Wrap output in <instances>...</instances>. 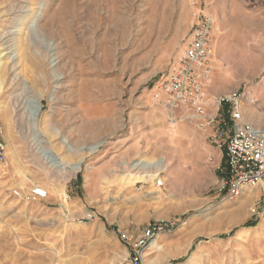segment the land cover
<instances>
[{
  "label": "rangeland",
  "instance_id": "obj_1",
  "mask_svg": "<svg viewBox=\"0 0 264 264\" xmlns=\"http://www.w3.org/2000/svg\"><path fill=\"white\" fill-rule=\"evenodd\" d=\"M13 9L30 22L24 42L14 39L17 59L0 60V264H264L263 188L227 200L226 158L201 161L202 129L226 118L230 132L232 102L168 108L162 90L196 14L208 13L205 91L210 101L236 95L264 129V0H0V36L14 28ZM206 114L217 123L202 127ZM140 159L151 167L134 170ZM34 186L47 197L29 198Z\"/></svg>",
  "mask_w": 264,
  "mask_h": 264
},
{
  "label": "built area",
  "instance_id": "obj_2",
  "mask_svg": "<svg viewBox=\"0 0 264 264\" xmlns=\"http://www.w3.org/2000/svg\"><path fill=\"white\" fill-rule=\"evenodd\" d=\"M196 15L184 54L164 79L162 90L168 94L165 101L168 108H173L176 103L190 104L197 112L205 113V103L210 96L207 95L203 83L208 81L213 70L210 62L213 52L211 36L214 20L205 12ZM211 101L215 106L232 102L230 132L227 133L224 127L227 125L226 118L220 119L217 123L215 116L206 114L204 122H201L202 127L206 124L212 125L214 122L218 126L212 138L226 158L228 171V178L224 179L222 187L228 190L223 198L236 200L244 194L246 189L257 186L264 190V129L257 128L252 123L243 120L244 116L236 95H216L211 98ZM6 157L7 145L3 139H0V165L6 161ZM163 184V181H158L159 186ZM14 193L20 195L17 190ZM47 195L45 188L34 186L27 196L42 199ZM162 229L160 227V230Z\"/></svg>",
  "mask_w": 264,
  "mask_h": 264
},
{
  "label": "bare ground",
  "instance_id": "obj_3",
  "mask_svg": "<svg viewBox=\"0 0 264 264\" xmlns=\"http://www.w3.org/2000/svg\"><path fill=\"white\" fill-rule=\"evenodd\" d=\"M12 12L10 13L11 15V18H12V21L16 20L13 24H14V28L11 27L10 29H7V31L5 32V34H3L4 36H0V39L3 40V42H1V46L3 45L4 47V51L6 50V52L2 53L0 52V60L2 61L4 58V61L2 63H6L7 61H15L17 59V56H18V53H19V50L17 48V50L15 49L16 46L20 44V47H21V43H17L16 46L14 44V39H21V30L23 28H21V25H27L29 24V18L27 17L28 14H26V11H21L19 9H13L11 10ZM30 11V10H28ZM8 15V14H7ZM9 15V16H10ZM12 23V22H11ZM38 25L35 23L32 27H31V30L34 32L38 27ZM18 40L19 42H24L22 40ZM23 45V44H22ZM25 45V44H24ZM26 47V46H25ZM2 50V49H1ZM22 51H24V49H22ZM21 53V51H20ZM29 53V52H28ZM31 54V53H30ZM21 55V54H20ZM19 55V56H20ZM25 55V53H24ZM29 55V54H28ZM52 57H53V62L54 64H56V57H55V54L53 53L52 54ZM21 58V57H20ZM19 59V58H18ZM18 62V61H17ZM51 63V62H50ZM11 65V64H10ZM13 65V64H12ZM15 65H13L12 67H14ZM11 67V68H12ZM19 69V68H18ZM15 75V74H14ZM62 75V74H61ZM17 76V75H16ZM21 76V75H20ZM19 76V77H20ZM16 79V78H14ZM17 80V79H16ZM17 82V81H16ZM14 84V83H13ZM16 85V84H15ZM24 86L26 88H29V86H27L26 82H24ZM23 86V87H24ZM25 88V89H26ZM22 107V106H21ZM27 107L29 109V117L32 121L36 122L37 120V117L39 115V111H40V107H41V102L39 99L37 98H32V99H29L28 102H27ZM22 109V108H21ZM21 114V113H20ZM30 120V121H31ZM245 121V119H243ZM29 121V122H30ZM35 128V126H34ZM36 129V128H35ZM35 131V130H34ZM41 133L38 131V133H35V138L38 140V142H42V139H41ZM68 142V139H64V143H67ZM101 142L98 143V144H95L93 145L92 147H90V150L91 151H95L99 148ZM69 145V144H68ZM40 148V147H39ZM69 148H71L69 146ZM42 150V149H41ZM71 150V149H70ZM41 152H43L45 158L47 159V161L53 165H55L56 167H59L61 169H64V170H68V165H66V163L62 162L56 154H54L51 150H48V149H43ZM164 163V162H163ZM131 167L134 169V170H137L139 168H150L151 165L149 162L143 160V159H140V160H137V161H134L131 163ZM71 168L74 170V172H77L80 168H81V161L79 162H76L74 163L73 165H71ZM158 173L155 172V173H152L151 176L152 177H155ZM133 175V174H132ZM137 179V177H136ZM252 190V189H251ZM249 191V190H248ZM254 192V191H253ZM246 193V192H245ZM244 193V194H245ZM253 194V193H251ZM251 194H247L245 196V198L243 199L242 203H240L239 205L237 206H242L243 203H246L249 201L250 199V195Z\"/></svg>",
  "mask_w": 264,
  "mask_h": 264
},
{
  "label": "crops",
  "instance_id": "obj_4",
  "mask_svg": "<svg viewBox=\"0 0 264 264\" xmlns=\"http://www.w3.org/2000/svg\"><path fill=\"white\" fill-rule=\"evenodd\" d=\"M263 90H264V87H263ZM213 106H214L213 103L208 98L205 103V111L212 112L211 109ZM217 128H218L217 124H213V126L211 127L202 129V132H201V161H207V158L208 160L212 159L213 154H214L216 155V162L218 161L220 163L222 162L224 163V160L222 159L223 157L222 150L218 146H211L208 144L209 138L215 134V131Z\"/></svg>",
  "mask_w": 264,
  "mask_h": 264
}]
</instances>
